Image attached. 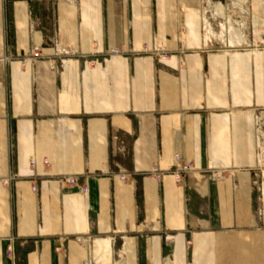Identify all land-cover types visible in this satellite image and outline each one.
<instances>
[{
    "label": "crops",
    "instance_id": "1",
    "mask_svg": "<svg viewBox=\"0 0 264 264\" xmlns=\"http://www.w3.org/2000/svg\"><path fill=\"white\" fill-rule=\"evenodd\" d=\"M179 1L0 0V264H264L249 64Z\"/></svg>",
    "mask_w": 264,
    "mask_h": 264
},
{
    "label": "rangeland",
    "instance_id": "2",
    "mask_svg": "<svg viewBox=\"0 0 264 264\" xmlns=\"http://www.w3.org/2000/svg\"><path fill=\"white\" fill-rule=\"evenodd\" d=\"M179 3L182 23L189 20L195 29H222L225 45L212 52L225 49L232 61H248L249 65L242 67V78L244 84L256 86L257 102L253 99V106L256 103L257 109L252 113L255 142L252 159L247 164L258 197L256 213L264 225V0H180ZM107 247L103 250L108 252Z\"/></svg>",
    "mask_w": 264,
    "mask_h": 264
},
{
    "label": "built area",
    "instance_id": "3",
    "mask_svg": "<svg viewBox=\"0 0 264 264\" xmlns=\"http://www.w3.org/2000/svg\"><path fill=\"white\" fill-rule=\"evenodd\" d=\"M142 50L145 52L150 51V49H148L147 45H144L142 47ZM119 51L117 49H111L109 51L110 54H116ZM156 52V51H155ZM160 52V51H158ZM32 54L34 56H38V53H36V51L34 50L32 52ZM170 54L169 53H165V52H161L160 53V57L162 58H167L169 57ZM43 163H47V159H43ZM35 164V162L32 160L31 161V165L33 166ZM192 170V164L190 161H182L180 155L178 153L174 154V168L170 171L172 173V175L174 176L176 181H180L181 180V174L185 173V172H190ZM150 172L151 174H153L155 177H159L161 174V170L159 168L158 165H154L150 168ZM119 177L123 180L126 181L127 177H126V173L122 172L119 174ZM62 181L70 186H77L79 188V190L81 192H86L87 188L86 186L80 185L78 183V178L74 175H66L65 177L62 178ZM36 186L35 184L32 185V189L35 190Z\"/></svg>",
    "mask_w": 264,
    "mask_h": 264
},
{
    "label": "bare ground",
    "instance_id": "4",
    "mask_svg": "<svg viewBox=\"0 0 264 264\" xmlns=\"http://www.w3.org/2000/svg\"><path fill=\"white\" fill-rule=\"evenodd\" d=\"M97 243H98V241H97ZM100 244V243H99ZM102 245V244H101ZM108 248V247H107Z\"/></svg>",
    "mask_w": 264,
    "mask_h": 264
}]
</instances>
